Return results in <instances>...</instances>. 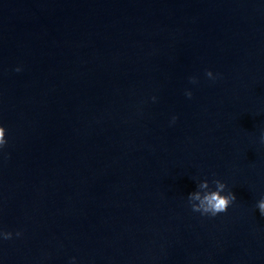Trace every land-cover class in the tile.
Listing matches in <instances>:
<instances>
[{
    "label": "water",
    "instance_id": "1",
    "mask_svg": "<svg viewBox=\"0 0 264 264\" xmlns=\"http://www.w3.org/2000/svg\"><path fill=\"white\" fill-rule=\"evenodd\" d=\"M0 124V264H264V0H0Z\"/></svg>",
    "mask_w": 264,
    "mask_h": 264
},
{
    "label": "clouds",
    "instance_id": "2",
    "mask_svg": "<svg viewBox=\"0 0 264 264\" xmlns=\"http://www.w3.org/2000/svg\"><path fill=\"white\" fill-rule=\"evenodd\" d=\"M15 70L17 72L21 71L19 67ZM205 75L212 81L218 78V74H214L211 70L206 71ZM189 82L196 84L198 81L195 77H190ZM185 95L189 99L192 98L191 91H186ZM152 100L155 102L156 97H152ZM177 119V116H173L171 122L175 124ZM260 140L261 143H264V135L261 136ZM8 143L7 129L0 124V154L4 153ZM192 180L196 184V190L187 195V203L194 213H198L202 217L215 218L221 214H225L237 200L233 190L220 179H212L209 181L207 177L204 179L192 177ZM255 209H258L260 215L264 216V196L256 201ZM22 235L23 233L20 231L13 233L0 228V242L11 240L14 237L20 238ZM69 264H77V258L72 257Z\"/></svg>",
    "mask_w": 264,
    "mask_h": 264
}]
</instances>
